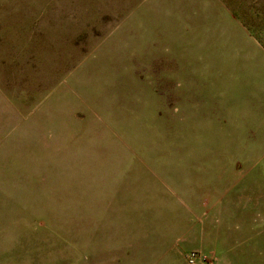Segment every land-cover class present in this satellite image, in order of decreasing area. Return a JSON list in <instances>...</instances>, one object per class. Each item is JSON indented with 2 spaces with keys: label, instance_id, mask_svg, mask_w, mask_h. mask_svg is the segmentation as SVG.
Wrapping results in <instances>:
<instances>
[{
  "label": "rangeland",
  "instance_id": "obj_1",
  "mask_svg": "<svg viewBox=\"0 0 264 264\" xmlns=\"http://www.w3.org/2000/svg\"><path fill=\"white\" fill-rule=\"evenodd\" d=\"M264 264V0H0V264Z\"/></svg>",
  "mask_w": 264,
  "mask_h": 264
},
{
  "label": "built area",
  "instance_id": "obj_2",
  "mask_svg": "<svg viewBox=\"0 0 264 264\" xmlns=\"http://www.w3.org/2000/svg\"><path fill=\"white\" fill-rule=\"evenodd\" d=\"M198 260V255L196 253H192L190 256H189V262L191 264H195Z\"/></svg>",
  "mask_w": 264,
  "mask_h": 264
}]
</instances>
